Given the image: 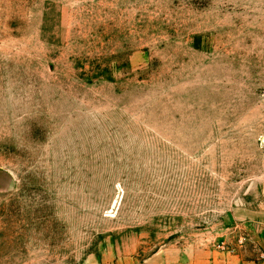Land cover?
Returning <instances> with one entry per match:
<instances>
[{
    "label": "rangeland",
    "instance_id": "obj_1",
    "mask_svg": "<svg viewBox=\"0 0 264 264\" xmlns=\"http://www.w3.org/2000/svg\"><path fill=\"white\" fill-rule=\"evenodd\" d=\"M264 0H0V264L261 256Z\"/></svg>",
    "mask_w": 264,
    "mask_h": 264
},
{
    "label": "crops",
    "instance_id": "obj_2",
    "mask_svg": "<svg viewBox=\"0 0 264 264\" xmlns=\"http://www.w3.org/2000/svg\"><path fill=\"white\" fill-rule=\"evenodd\" d=\"M251 219L253 220V225H251V229L253 233H257L258 239L260 240L261 247V256L253 259H240L237 256H229V255H219L209 262H203L201 264H264V212H255V214H251ZM177 264H197L194 262H182Z\"/></svg>",
    "mask_w": 264,
    "mask_h": 264
}]
</instances>
